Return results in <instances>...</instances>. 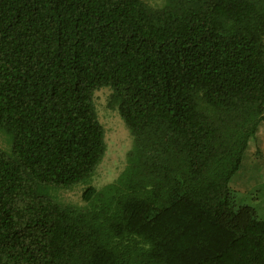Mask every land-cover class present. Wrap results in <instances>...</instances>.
<instances>
[{
	"label": "trees",
	"instance_id": "obj_1",
	"mask_svg": "<svg viewBox=\"0 0 264 264\" xmlns=\"http://www.w3.org/2000/svg\"><path fill=\"white\" fill-rule=\"evenodd\" d=\"M105 87L133 145L98 187ZM262 127L264 0H0V264H264Z\"/></svg>",
	"mask_w": 264,
	"mask_h": 264
},
{
	"label": "rangeland",
	"instance_id": "obj_2",
	"mask_svg": "<svg viewBox=\"0 0 264 264\" xmlns=\"http://www.w3.org/2000/svg\"><path fill=\"white\" fill-rule=\"evenodd\" d=\"M148 1L156 2V0ZM111 93L112 89L109 87L102 88L96 93L100 119L106 127L108 143L106 157L94 178V184L98 187L118 178L127 165V154L133 145V137L120 112L109 107ZM258 140L259 145L264 142V127L259 130ZM0 145L5 149L9 147L6 137L1 134ZM256 149V142L253 141L249 153L246 154L244 165L232 180L231 186L240 191L243 197L247 196V203L255 205L260 217L264 219V153L258 154ZM253 181L254 185H252ZM83 190V185L74 190H64L61 197L65 201L81 204Z\"/></svg>",
	"mask_w": 264,
	"mask_h": 264
},
{
	"label": "crops",
	"instance_id": "obj_3",
	"mask_svg": "<svg viewBox=\"0 0 264 264\" xmlns=\"http://www.w3.org/2000/svg\"><path fill=\"white\" fill-rule=\"evenodd\" d=\"M258 141H259V140H258ZM260 145H261V149L264 150V142H262ZM254 184H255V183H254V181H253V182H252V185H254Z\"/></svg>",
	"mask_w": 264,
	"mask_h": 264
}]
</instances>
